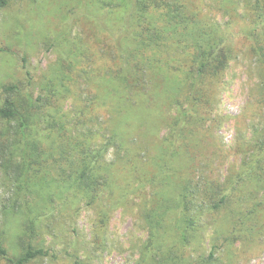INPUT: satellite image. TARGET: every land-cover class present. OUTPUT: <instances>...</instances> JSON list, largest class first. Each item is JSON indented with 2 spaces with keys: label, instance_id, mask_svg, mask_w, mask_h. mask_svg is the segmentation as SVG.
<instances>
[{
  "label": "trees",
  "instance_id": "1",
  "mask_svg": "<svg viewBox=\"0 0 264 264\" xmlns=\"http://www.w3.org/2000/svg\"><path fill=\"white\" fill-rule=\"evenodd\" d=\"M214 1L246 22L242 35L261 74L256 105L264 112V0ZM82 2L84 8L94 4L83 14L92 40H85V48L76 54V68L71 67L75 80L66 84L85 82L94 91L76 110L72 125L62 116L45 125L50 133L57 132L58 140L44 141L46 147H41L32 125L55 116L50 109L60 103V89L48 86L35 98L27 92L19 96L22 89L17 85L4 87L0 118L14 120L25 140L14 171L25 169L38 186L48 181L43 170L54 156L70 169L61 187L72 185L94 198L108 192L119 199L123 178H132L147 197L146 223L166 226L163 229L173 238L166 244L173 263L213 264L215 243L214 250L196 260L184 251L202 238L199 220L205 215L212 220L204 226L211 228L214 240L225 233L222 244L250 240L264 224V116L258 137L236 146L239 163L227 164L221 146L208 141L213 134L206 125L211 100L234 53L232 37L204 13V0ZM6 4L0 0V7ZM161 121L168 132L158 138L154 130ZM109 146L115 153L110 160ZM1 152L10 161L12 151ZM221 214L225 216L219 219ZM160 237L161 231L154 229L147 249L158 246ZM45 254L42 248L28 246L11 257L0 236V256L10 263L25 264Z\"/></svg>",
  "mask_w": 264,
  "mask_h": 264
},
{
  "label": "rangeland",
  "instance_id": "2",
  "mask_svg": "<svg viewBox=\"0 0 264 264\" xmlns=\"http://www.w3.org/2000/svg\"><path fill=\"white\" fill-rule=\"evenodd\" d=\"M204 2V13L228 29L234 45L229 66L211 100L212 115L206 125L213 134L208 141L215 148L221 146L227 164L239 163L236 146L257 138V130L263 125L264 112L256 105L261 74L250 43L242 35L243 17H234L214 0ZM238 5L241 14L243 6ZM93 7L87 4L84 8L82 0H7L0 7V105L6 98V86L17 85L22 89L19 96L27 92L35 98L48 86L61 91L57 108L50 109L55 116L47 117L41 125L35 120L32 125L35 137L42 140L41 147H46L44 141L58 140L57 132L50 133L45 125L57 122L59 116L72 125L76 110L94 91L85 82L66 84L75 80L71 67L76 54L85 48V40H92L91 25L83 14ZM99 115L105 118V114ZM16 128L14 120L0 118V236L9 256L18 257L31 246L42 248L46 254L25 264H175L166 247L173 238L163 229L166 226L146 223L147 197L136 187V181L123 178L119 199H112L108 192L94 198L72 185L62 188L61 181L70 169L67 163L60 164L49 156L43 170L48 181L37 182L38 186L34 181L33 185L25 169L19 174L14 171L13 164L22 159L20 149L25 147ZM154 131L156 137L163 138L168 132L166 122L161 121ZM2 149L12 151L10 161L3 159ZM114 154L109 148L106 159L114 158ZM199 222L202 238L198 236L184 249L192 260L201 254L207 256L215 243L213 264H264V224L250 240L222 244L225 233L214 240L211 228L204 226L212 225L209 215ZM154 229L161 231L156 241L160 244L147 249ZM0 264L13 263L0 256Z\"/></svg>",
  "mask_w": 264,
  "mask_h": 264
}]
</instances>
